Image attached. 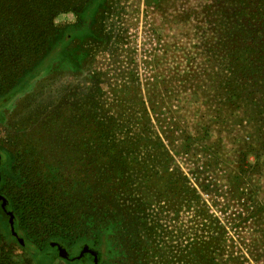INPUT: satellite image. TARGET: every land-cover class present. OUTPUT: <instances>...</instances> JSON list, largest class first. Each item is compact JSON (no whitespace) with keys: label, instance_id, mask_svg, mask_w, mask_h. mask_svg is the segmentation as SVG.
<instances>
[{"label":"rangeland","instance_id":"obj_1","mask_svg":"<svg viewBox=\"0 0 264 264\" xmlns=\"http://www.w3.org/2000/svg\"><path fill=\"white\" fill-rule=\"evenodd\" d=\"M147 1L111 0L107 15L96 20L94 27L114 37L110 42L121 39L116 45L76 36L72 50L87 52L83 72L57 61L28 83L46 59L17 78L5 76L0 64V97L25 84L0 108L5 149L11 150L18 137L37 134L38 148L60 164L61 174L76 143L92 155L98 148L118 149L113 165L107 158L86 165L78 157L82 171L93 172L91 199L85 196L87 185L76 183L74 193H67L54 179L53 167L39 168L42 193L56 194L75 214L86 203L94 207L85 216L75 215L72 232L43 241L37 257L45 253L50 264H73L60 250L70 254L79 247L80 255L87 251L81 258L89 255L95 264H264V130H259L261 122L264 129V93L252 103L249 95L257 96L259 83L229 77L228 61L237 56L230 53L237 47L226 45L225 8L216 0ZM76 10L77 4L46 25L51 30L75 25ZM248 20L251 28L253 19ZM244 23L236 14L235 32ZM4 83L9 89H1ZM239 85L244 96L227 104L226 89ZM83 88L93 97L88 102ZM84 106L100 109L94 142L88 130H76ZM108 124L113 130H102ZM125 140L129 147L123 149ZM246 144L262 147L263 162L259 173H248L245 166L238 180L237 152ZM165 173L175 180L167 193V182L156 179ZM15 253L25 256L19 248Z\"/></svg>","mask_w":264,"mask_h":264},{"label":"trees","instance_id":"obj_2","mask_svg":"<svg viewBox=\"0 0 264 264\" xmlns=\"http://www.w3.org/2000/svg\"><path fill=\"white\" fill-rule=\"evenodd\" d=\"M110 1L0 0V64L3 67V74L7 76V73H9L10 78H17V73L26 70L31 71L43 59H46L45 62L40 64V70H37L28 78V83H32L39 78L37 75L43 68H52L53 63H57V61L66 65L69 70L83 72L86 68L82 62V59H84L82 56L86 55V51L80 53L71 48V42L75 41L76 36H83V39L92 36L93 40L99 41V43L104 42L105 45L109 43L116 45L121 41L119 38L114 42H110L114 37L104 34L99 28L94 27L97 19L100 21L103 16L107 15L110 9ZM154 1L149 0L147 2ZM215 2L225 8L229 35V39H225L226 45L228 49L237 47V51L230 53L237 54V56L228 61L229 77L239 82L255 79L261 87L258 93L256 91V97L254 92L249 95L250 101L255 103L258 94L264 93V0H216ZM76 4L80 7V10H76L79 18L77 24L52 26V30L50 26L46 25L48 19L50 22L53 16L63 11H69ZM219 5H216L218 10L220 9ZM236 14L245 18L244 26L239 33L235 32L236 29L232 26ZM248 17L253 19L251 28H249ZM68 53L71 58L68 57ZM77 54H79V57H77ZM59 57L61 60H59ZM20 58L22 61H20ZM24 68L26 70H23ZM85 81L86 79L82 78V81L78 83V87L81 88ZM9 86L10 84L4 83L1 85V89H9ZM24 86L25 84L12 90L6 96H1L0 108L11 103L13 97L17 96ZM84 90L85 88L82 90V95L85 101L88 102L93 97L85 94ZM226 91L227 104L235 103V98H242L245 93L241 85L235 86V89L229 91L226 89ZM99 112L100 109L96 107L89 111L84 106L81 122L76 129L88 130L87 133L93 135L91 137L92 142L96 141L94 137L97 135L98 125L101 124V121L97 124V114ZM259 112H256V115ZM215 119L217 120V117ZM252 121L255 122L257 119L252 117ZM262 123L259 130H264ZM108 125L104 126L102 130H113L112 125ZM205 133L210 134L207 131ZM82 135L84 134L82 133ZM184 142L187 146L193 144V141L189 144L188 139H184ZM38 146L37 134L33 137H18L13 141L11 150L0 145V194L4 196L6 202L5 207H3L0 200V264H47L46 260H49L50 264L51 257L45 255V253L39 254L44 257L38 259L39 245L47 239L61 238L64 233L72 232L77 221L75 215L85 216L86 213L93 210L94 206L86 203L75 214L76 212L71 207H66L65 203L63 204L57 200L58 196L56 194L46 195L42 193V183L37 180L39 179V168L42 165L53 167L54 179L66 188L67 193H74L77 183L81 185V188L87 185L85 186V196L89 197L93 193V189L88 186L89 182L94 179L93 172L82 171L78 163V157L81 161H85L86 165L92 164L94 166L96 163L92 162L100 161L102 158L112 159L110 164L113 165L118 157L117 148H109L110 150L104 153L103 151L99 152L98 148L92 155L90 150L83 149L81 143H76L72 147L71 155H65L64 174H61L59 172L60 164L55 165L52 155L46 149L41 150ZM92 147L95 149V144ZM122 147L123 149L129 147L126 140L123 141ZM260 149L263 151L260 146L246 144V147L237 152L239 154V166L236 168L238 180L241 179L240 174L246 173L245 166L248 167V173L260 172V162L264 161H260V158H262ZM4 152L7 157L6 160L1 155ZM215 155L216 152H212L211 156L215 157ZM251 157H254L253 161L250 159ZM7 161L8 166L6 165ZM143 166H145V163H142ZM151 178L152 176L145 177V182L150 184ZM156 179L158 183H160V180L163 183L167 182L163 188L165 193L168 192L170 186L173 188L171 182L174 178L170 179L166 173ZM89 198L91 199V197ZM16 236L22 238L23 243L18 238L16 239ZM16 248L22 250L25 256L16 255ZM79 251L80 248L78 247L70 254L65 250L62 252L69 257L70 262L73 264H90L93 260L90 256L75 260Z\"/></svg>","mask_w":264,"mask_h":264},{"label":"water","instance_id":"obj_3","mask_svg":"<svg viewBox=\"0 0 264 264\" xmlns=\"http://www.w3.org/2000/svg\"><path fill=\"white\" fill-rule=\"evenodd\" d=\"M0 200H1L2 204H3V207H5L6 202L4 201V199L0 198ZM62 251H63V250H61V253H62L61 255L64 256V257H68V256L64 255V253H63ZM84 253H87V251L84 250L83 253H82L80 256H78V258H81V257L84 255ZM92 254H93V253H92ZM95 263H96V260L94 259V264H95Z\"/></svg>","mask_w":264,"mask_h":264},{"label":"flooded vegetation","instance_id":"obj_4","mask_svg":"<svg viewBox=\"0 0 264 264\" xmlns=\"http://www.w3.org/2000/svg\"><path fill=\"white\" fill-rule=\"evenodd\" d=\"M80 255V252L78 253V256ZM89 256V255H88ZM92 258V257H91ZM90 264H94V261L92 260V262Z\"/></svg>","mask_w":264,"mask_h":264}]
</instances>
